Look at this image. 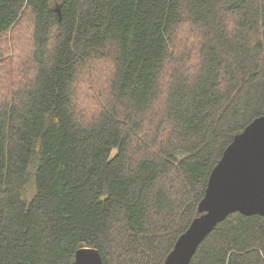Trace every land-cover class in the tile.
<instances>
[{"label": "trees", "instance_id": "trees-1", "mask_svg": "<svg viewBox=\"0 0 264 264\" xmlns=\"http://www.w3.org/2000/svg\"><path fill=\"white\" fill-rule=\"evenodd\" d=\"M26 13L32 75L0 85V264H74L81 248L164 264L226 147L264 115V0H0V61ZM183 23L197 52L174 51ZM106 58L89 115L80 77ZM189 264H264V217L229 214Z\"/></svg>", "mask_w": 264, "mask_h": 264}, {"label": "water", "instance_id": "water-1", "mask_svg": "<svg viewBox=\"0 0 264 264\" xmlns=\"http://www.w3.org/2000/svg\"><path fill=\"white\" fill-rule=\"evenodd\" d=\"M198 213L164 264H189L199 243L229 214L264 217V115L226 147L208 178ZM74 264L104 263L97 249L81 248Z\"/></svg>", "mask_w": 264, "mask_h": 264}, {"label": "rangeland", "instance_id": "rangeland-1", "mask_svg": "<svg viewBox=\"0 0 264 264\" xmlns=\"http://www.w3.org/2000/svg\"><path fill=\"white\" fill-rule=\"evenodd\" d=\"M32 32V20L30 14L26 13L22 14L11 32L2 38L0 71L4 74L6 80L1 74L0 85L7 88L9 84L16 86L19 83H23L26 72L29 75L28 77H31L33 71L31 61L33 50ZM200 37L201 35L196 27L191 26L189 23H183L172 36L174 51L177 52L176 54L197 52L199 41H201ZM85 74L86 76L80 77L79 86L85 83L88 98L81 99L77 95V100L79 107L86 109V112L90 115L96 105L100 108L106 99L108 79L112 74V64L108 58L103 61H95ZM87 76L88 78L86 79L85 77ZM164 78L167 80L166 74ZM83 116H85V113Z\"/></svg>", "mask_w": 264, "mask_h": 264}, {"label": "bare ground", "instance_id": "bare-ground-1", "mask_svg": "<svg viewBox=\"0 0 264 264\" xmlns=\"http://www.w3.org/2000/svg\"><path fill=\"white\" fill-rule=\"evenodd\" d=\"M200 244V243H199Z\"/></svg>", "mask_w": 264, "mask_h": 264}]
</instances>
